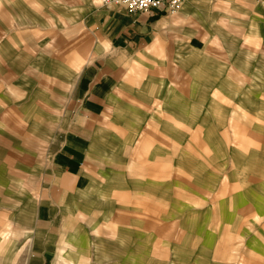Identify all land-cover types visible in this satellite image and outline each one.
<instances>
[{
    "label": "crops",
    "instance_id": "1",
    "mask_svg": "<svg viewBox=\"0 0 264 264\" xmlns=\"http://www.w3.org/2000/svg\"><path fill=\"white\" fill-rule=\"evenodd\" d=\"M263 159L264 0H0V264H264Z\"/></svg>",
    "mask_w": 264,
    "mask_h": 264
},
{
    "label": "built area",
    "instance_id": "2",
    "mask_svg": "<svg viewBox=\"0 0 264 264\" xmlns=\"http://www.w3.org/2000/svg\"><path fill=\"white\" fill-rule=\"evenodd\" d=\"M185 0H105V3L115 2L126 7L129 13L149 12L166 5L168 13L180 10Z\"/></svg>",
    "mask_w": 264,
    "mask_h": 264
},
{
    "label": "rangeland",
    "instance_id": "3",
    "mask_svg": "<svg viewBox=\"0 0 264 264\" xmlns=\"http://www.w3.org/2000/svg\"><path fill=\"white\" fill-rule=\"evenodd\" d=\"M256 143H257L256 138H254L253 141L248 142V144H256ZM258 156L259 155L256 152H254L253 153V160L261 161V159L258 158ZM263 163H264V159H263ZM262 174L264 176V168H263ZM263 210H264V206L262 207V210H260V212H258V214H260L261 211H263ZM255 218L260 219V218H262V216L255 215ZM255 223L256 224H254V226H253L254 230H256V232L259 233L260 235H262L263 237L260 236V238L264 240V235L262 234V231H264V219L260 220V221H255ZM235 242H234V244L236 246ZM237 246H238V250H237V254H235V256L238 257L237 264H245L244 260H245L246 254H247V248H246V244H244V240L242 237L239 238Z\"/></svg>",
    "mask_w": 264,
    "mask_h": 264
}]
</instances>
